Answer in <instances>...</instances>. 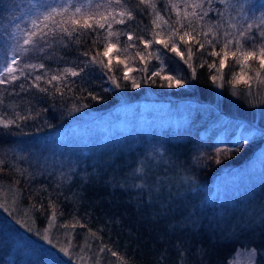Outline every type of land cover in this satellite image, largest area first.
Segmentation results:
<instances>
[{
  "label": "trees",
  "instance_id": "16d2710c",
  "mask_svg": "<svg viewBox=\"0 0 264 264\" xmlns=\"http://www.w3.org/2000/svg\"><path fill=\"white\" fill-rule=\"evenodd\" d=\"M84 1L0 0V55L5 60L14 58L21 71L15 81L0 84V121H13L8 127L0 123V190L10 187L16 190L19 206L32 213L36 227L42 228L51 220L56 230L68 236L72 257L79 251L78 255L85 260L101 258L98 264H121L108 251L111 249L126 264H227L235 250L246 245L254 252V264H264V221L239 238H226L225 231L218 232L224 221H220L219 214L226 216L229 213L228 220L234 216L235 206L245 200L246 205L264 197V151L262 157L257 156L264 131L244 125L236 134L237 123L222 124L218 115L222 109L226 110L227 101L235 104V110L243 111L240 106L247 84L256 71H261L264 78V70H260L259 61L253 59L248 61V67L242 73L241 65L229 55L226 66L217 72L223 53L220 56L208 54L213 50L220 52L225 40H234L247 29L248 24L235 27L232 23L234 7L243 2L254 11L251 35L257 37L256 41H245L244 47L250 49L254 42L259 43L255 24L264 16L261 6L264 0H155L156 11L168 21V25L162 24L160 28L152 24L156 13L151 8H145L139 0H123V7L131 11L134 18L125 19L123 24L112 23V31L120 35L118 42L115 36L111 40L121 50H115L118 58L110 56L111 71L89 62L90 56L100 53L97 58L108 63L109 57L102 56L106 30L82 31L79 37L75 33L68 37L57 29L63 19L61 16H56L54 21L44 20L52 7L69 2L85 4ZM194 3L202 6L193 8ZM172 4L177 7L173 8ZM119 7L115 9L118 11ZM185 12H195V15L185 18ZM178 19L184 28L176 24ZM33 21L40 27L47 23L46 32L55 30L45 38L47 43L37 39L36 47L23 43L31 31H38ZM189 27L193 29L194 39L186 38L180 42L178 36L174 37L187 63L171 51V42L167 49L154 42L155 32H160L161 38L167 40L170 31L180 28V34H183ZM128 34L133 35L132 41L128 40ZM98 37L99 43L94 44L93 40ZM138 37L151 41V46L145 48ZM198 42H203L204 48H199ZM129 44L134 47L123 52V47ZM235 47L233 43L232 50ZM189 48L193 52L191 59L187 55ZM85 52L89 56L83 55ZM137 52L145 58L141 60ZM25 63L37 67H25ZM211 63L217 68L210 69ZM41 64L43 68L39 67ZM125 65L132 69L128 78H124ZM65 68L75 69L80 75H65ZM153 72H160V75L152 76ZM233 73L250 79L247 83L238 79L234 87L229 83ZM53 75H61L63 79L48 83ZM36 76L42 79L36 82ZM165 76L174 78L171 87ZM177 79L181 81L180 86H176ZM217 81L222 98L215 111L211 105ZM133 82L139 87H133ZM34 83L47 91L33 87ZM259 95L261 121L264 120V85ZM148 98L165 110H171L172 114L178 105L184 104L188 111L186 119L174 128L163 127L137 136L120 131L107 141L102 135L96 137L90 132L91 143H85L86 152L79 150L76 144L82 135L77 137L75 133L64 131L74 115L103 112L121 102L132 113V121L139 106ZM152 112V109L148 110V114ZM242 135H247V143L241 139ZM61 137H65L64 141ZM37 141L46 142L50 150V146L56 145L59 151L65 152L54 151L64 161L59 171L71 180L69 185L55 183L54 177H35L32 169L26 172L20 165H13L12 155L16 152L13 150L20 153ZM134 142L138 145L133 146ZM29 152L26 151L28 157ZM157 158L168 165L179 166L191 182L188 188H192L186 187L180 200L169 201L162 208L158 200L155 202L146 196L144 189L130 186V181L141 179V173L134 170H155ZM221 174L228 177L224 183L218 182ZM222 185L221 201L216 207L219 212L215 218L208 208L205 211L208 214L202 212L204 215L197 225H189L188 219L186 228L176 227L184 224L190 206L200 203L204 194H211ZM17 235L18 229L0 209V264H8L7 251ZM102 247L103 252L100 251ZM44 262L65 264L57 259H44Z\"/></svg>",
  "mask_w": 264,
  "mask_h": 264
},
{
  "label": "rangeland",
  "instance_id": "374dc122",
  "mask_svg": "<svg viewBox=\"0 0 264 264\" xmlns=\"http://www.w3.org/2000/svg\"><path fill=\"white\" fill-rule=\"evenodd\" d=\"M84 3L89 5V10L97 11L96 4H106L107 0H96V2L93 0H86ZM116 6L117 5L113 4L112 8ZM71 11L72 9H70V12ZM99 11H103V9H99ZM253 13V9L249 8L246 2L239 3L234 7L233 25L236 27L239 24H250L254 16ZM113 51L110 56L118 58L119 54H115V49ZM13 59L14 58L10 57V59L5 60L3 55H0V70ZM25 64L28 65L27 63ZM13 67L17 68V71L13 75L18 76V73L21 72L20 69L18 71L16 64H14ZM125 71H127V68ZM255 73L256 72H254V78L252 81L250 80L251 82L247 84L244 91V99L242 100L243 105L240 106V109L244 112L235 110V104H233V102L230 103V101L226 102V110L222 109L218 112L222 124L237 123L236 134L239 130H242L241 127L244 125H250L254 130L264 131V120H259L262 113V107L261 104H259L261 100L259 94L261 93L263 85L258 84L255 80ZM4 79L11 82L8 77H4ZM243 79L247 81L250 78L248 76H243ZM249 85H251V87H249ZM221 98L220 83L217 81L214 84V92L212 95L213 104L211 105L215 111L218 109L217 106H219ZM228 99L229 97L226 98V100ZM153 101L154 100L148 98L146 102H143V104L139 106V111L132 121V113L122 105V102L103 112L79 113L71 117L70 123L67 128L65 127L66 129L64 131L70 134L75 133L77 137L82 135V139L80 141L78 140L79 143L77 142L76 144L79 150L81 149L83 152H86V144L89 145V143H91V135H95L96 137L97 134L102 135L104 141H107L120 131L132 134V136H137L139 133H148V131L158 130L163 127L169 126L170 128H174L179 122L186 119L188 111L184 108V104L178 105L177 112L174 111L172 114L171 110H165L161 104L158 102L154 103ZM150 109L153 110L152 114H148V110ZM90 132L92 133L89 136ZM61 139L64 141L65 137H61ZM82 143H84V145ZM136 143H139V141ZM136 143L133 144V146L138 145ZM31 144L32 145L26 147V149L22 150L20 153L18 150H13V152L16 151L14 153L12 152L13 165H20L21 168L26 169L24 170L26 172L32 169L31 171L35 177H46L48 179L49 177H54L52 181L55 183L69 185L71 180L59 171V166L64 165V161H61L57 154H55V152L59 154L65 152L59 151V147L56 145L50 146L53 151L50 150L46 142L37 141ZM259 145H261V148L257 151L258 158L263 156L264 139ZM28 150H30V157L26 155V151ZM156 160L158 163L157 168L155 170L152 168L148 171H142L140 174V181H130V186L134 187L132 185H136V189H144L147 194L146 196L154 199L155 202L158 200L162 208L169 201H175V199L180 200V196L186 191L184 189H186V187L188 188L191 182L179 166L168 165V163L161 160V158H157ZM163 167H168V169L166 168L165 171H162L161 168ZM227 180L228 177H226L225 174H221L218 182L224 183ZM137 185H143V187H137ZM71 188L72 186L70 190ZM157 188L159 191H156ZM188 189L192 190L190 187ZM222 192L223 185L214 189L211 194H204L200 203L190 206L186 211L187 214L184 213L186 215H184L185 218L183 219L184 224L181 223V226L176 225V227L185 226L186 228L188 226L186 225L188 219L189 225H197L204 215L202 212H205L208 208H210V215L215 218L219 212L216 207L220 204ZM245 201L234 207V216L232 218L226 220L229 213L226 216L219 214L221 218L220 221H224L221 224L223 228L218 232L223 233L225 231L226 235L224 237L239 238L241 235L250 233L251 229L262 225L264 221V197L257 199L254 203L246 205ZM0 209L8 216V220L13 226H16L18 229L17 238L7 251L8 264H46L44 259H49V261H51V259H57L65 264H98V260L101 259L96 258L94 261L82 259L78 255L79 251L76 252L78 253L76 256L72 257L69 254L70 247L68 236L64 235L62 231L56 230L51 220H48L42 228L36 227L32 213L28 209L19 206L17 192L12 187L0 190ZM206 214L208 213L205 212V215ZM171 225L172 224H169L168 226L171 227ZM45 234L48 236L47 240L44 239ZM61 248L67 250V255L65 252L61 251ZM227 264H254V252L246 245L237 248Z\"/></svg>",
  "mask_w": 264,
  "mask_h": 264
},
{
  "label": "snow or ice",
  "instance_id": "6c2138e0",
  "mask_svg": "<svg viewBox=\"0 0 264 264\" xmlns=\"http://www.w3.org/2000/svg\"><path fill=\"white\" fill-rule=\"evenodd\" d=\"M222 2H225V0H222ZM139 3L141 5H144L145 8H151L155 13V18L152 21V24L155 28H160L161 25H168V21L164 20V18L159 14V12L156 11V4L155 0H139ZM120 6L119 10L117 11L115 8H112V5ZM200 4H192L193 8L201 7ZM264 7V4L261 5ZM172 7H177L176 4H172ZM70 9H73L70 12ZM97 11H91L89 10L88 4H73V3H67L62 4L59 7H52L51 10L48 12V14L44 17L45 21L49 20H55L56 16H61L63 19L59 24H57V29L67 35L68 37H72L73 33L79 37L83 32H87L88 30H92L93 32L96 31V29L100 30H106V35H104V47L102 56L103 57H109L108 63L105 64L103 59H98L97 57L101 55L98 53L96 56H90L89 62L91 64H98L100 67L107 68L109 71H111V58L110 54L115 49L117 51H120L121 49H117V44L113 43L111 40V37L115 36L117 37V42L120 33L112 31V23L115 22L117 24H123L125 23V19L131 20L133 19L132 12L127 10L125 7H123V0H107L106 4H96ZM99 9H103V11H99ZM67 14V15H66ZM207 13H205L206 15ZM179 15V13H178ZM185 18H187L189 15H195V12L189 14L187 12L184 13ZM176 24L180 25V28H184V24L178 19L176 21ZM34 28L38 29V31H31L28 34V38L23 41L24 45H33L36 47V40L39 39L40 41L47 43L46 37L50 34H54L53 29H49V31H44L45 28H48V24L45 23L43 27H40V25H37L35 21H33ZM189 25H191V22L189 21ZM253 24H248L247 29L244 31H241L239 36L234 38L227 39L223 43V47L221 48L220 52H217L215 50L210 51L208 54L210 56H220L221 52L223 53V56L219 60V68H217L215 63H211L208 65L210 69L217 68V72H220L221 69H223L226 66V60L229 55H231L233 58L236 59V62L241 65V72H244V69L248 67V61L249 60H258L259 61V69L264 70V16H262L259 21L255 24V28L258 30L257 36L259 37V43H253L251 45L250 49H245L244 42L248 40L256 41L257 37L251 35V30L253 29ZM180 28H176L168 33V39L164 40L161 38L160 32L154 33V42L156 44L163 45L164 48L169 47V42H171V51L175 53L178 57H180L181 60H185L184 53H182L179 50V47L174 39V37H179L180 42H184L186 38L189 40L194 39L192 37V28L189 27L188 31H184L183 34H180ZM205 36H207V33H204ZM225 35H229L228 33H225ZM137 39L140 40L141 43L144 44L145 48H149L151 46V41L144 40L142 37H138ZM128 40H133V35L128 34ZM77 43H79V39L77 38ZM93 43H99V37L95 40H93ZM199 48H204L203 42H198ZM209 44H211V41H208ZM235 43L236 47L235 50H232L231 45ZM134 47V45H126L123 47L122 51L127 52L128 48ZM215 46L213 45V48ZM43 50V49H41ZM138 56H140L141 60H143L145 57L142 53L137 52ZM85 56H89L88 52L83 53ZM188 59L192 58L193 52L192 49L189 48L187 50ZM157 59L160 57L157 56ZM185 63H187V60H185ZM14 64H17L16 60H12L10 63L5 64V66L0 70V84H6L9 81L7 79H4V77L10 78L11 81H15L17 79V76L13 75L17 68L13 67ZM25 67H32L35 68L37 65H25ZM39 67L43 68V65H39ZM127 68V71L124 72V78H128V73L132 71L131 68H128L127 65H125ZM191 67V65H189ZM203 67V65H201ZM145 71L147 69H144ZM83 71V68L81 69ZM163 71V68L160 69V72ZM160 72H153L152 76H159ZM63 73L65 75H71L73 77L80 75L79 72H77L75 69L65 68L63 70ZM193 75H195V70L193 69ZM222 78V73H221ZM42 79L41 76H36L35 81L39 82ZM63 79V76L61 75H53L51 78L47 81L48 83H51L52 81H60ZM164 79L168 80L170 83L168 84L169 87L172 86L171 81H173L172 76H165ZM238 79H243V76H238L236 73L232 74V80L229 81V83H232L235 87V82ZM216 77H213V81L215 82ZM255 80L260 85H264V78L261 77V71H256L255 73ZM113 83L115 84V78H113ZM176 86L181 85L180 80H175ZM247 83V81H245ZM33 87L39 88L40 91H47V89L40 88L38 83H34L32 85ZM117 87H119V84H116ZM133 87H139V84L133 82ZM251 87V85H249ZM21 88H23V85H21ZM57 91H60L58 88ZM95 99V97H93ZM20 119H27V117H18ZM0 123H3L4 127H8L13 121H0ZM241 139L247 143L248 137L247 135H242ZM217 163H219V160H217ZM135 173H141L143 171L142 168H137L134 170ZM146 174V173H145ZM137 187H143V185H137ZM156 191H159L157 188ZM55 216V210L53 208V217ZM75 225H73L74 227ZM64 227H68V225H64ZM44 239L47 240L48 236L45 234ZM62 252H65L67 255V250L64 248H61ZM101 252L104 251V248L102 247L100 249ZM109 252H111L112 256L117 257L118 260H120L121 264H126V261L122 257L118 255V253L112 251L111 249H108Z\"/></svg>",
  "mask_w": 264,
  "mask_h": 264
}]
</instances>
